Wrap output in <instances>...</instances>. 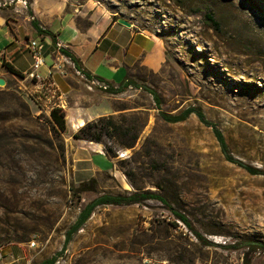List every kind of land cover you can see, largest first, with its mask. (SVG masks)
<instances>
[{
  "label": "rangeland",
  "instance_id": "obj_1",
  "mask_svg": "<svg viewBox=\"0 0 264 264\" xmlns=\"http://www.w3.org/2000/svg\"><path fill=\"white\" fill-rule=\"evenodd\" d=\"M31 2L0 0V12L14 22ZM59 2L62 14L81 27L93 17L123 18L159 42L164 63L156 71L137 67L135 81L156 91L161 104L157 108L142 89L107 94L69 60L62 65L71 88L61 99V91L45 88L0 91V247L21 246L24 264H38L61 251L87 203L102 194L149 191L185 215L208 245L161 202L146 200L96 208L56 264H244L245 258L264 264V249L231 248L264 243V175L227 162L196 116L176 124L160 116L202 108L231 155L264 170V0ZM203 5L214 10L217 28L200 13ZM100 104L109 108L103 117L110 116L115 129L108 126L99 145L115 157L107 170L76 183L73 135L79 129L69 130L70 106ZM55 107L66 114L65 132L50 122Z\"/></svg>",
  "mask_w": 264,
  "mask_h": 264
},
{
  "label": "crops",
  "instance_id": "obj_2",
  "mask_svg": "<svg viewBox=\"0 0 264 264\" xmlns=\"http://www.w3.org/2000/svg\"><path fill=\"white\" fill-rule=\"evenodd\" d=\"M63 8L59 0H32L29 5L32 15L28 10H21L14 22L0 12V79L6 83L0 87V91L17 88L30 93L39 89L44 91L45 88L51 93L61 91L58 96L61 99L71 88L68 76H61L59 71L53 69L69 59L55 48L49 36L34 29L31 24L33 19L38 21L41 29L54 34L55 41L70 51L90 76L104 79L114 87L126 78L135 80L137 67L156 71L164 63V48L133 24L127 28L117 23L118 18L95 20L93 17L89 26L81 27L66 13L62 14ZM31 41L42 46L44 64L37 72L38 80L28 75L33 64ZM6 65L11 66L18 75L9 72ZM70 111L69 130L74 133L79 129L80 122L87 123L110 114L109 108L101 104L85 108L74 105L70 106ZM74 151L76 183H81L86 177H95V173L111 166L109 157L99 144L74 140ZM25 252L26 249L18 245L4 247V260L0 264H24Z\"/></svg>",
  "mask_w": 264,
  "mask_h": 264
},
{
  "label": "trees",
  "instance_id": "obj_3",
  "mask_svg": "<svg viewBox=\"0 0 264 264\" xmlns=\"http://www.w3.org/2000/svg\"><path fill=\"white\" fill-rule=\"evenodd\" d=\"M28 12L30 13V15H32L30 9H28ZM200 13L203 15L205 21L211 24L214 28H217L219 26L214 19V10L212 9V7L208 5H203L202 7H200ZM31 24L38 33L49 36L52 42L56 43L55 41L56 36L52 34L50 31L41 29L38 21L33 19L31 21ZM60 53L66 58H68L70 62L73 63L74 67L78 71L82 72L89 81L96 80L99 82L106 83L108 85V88L104 91L107 94L120 95V94L125 93L130 88L142 89L148 92L152 96L157 108L160 107L161 101H160V98L157 92L149 88L148 86L140 85L136 83L135 80L126 78L117 87H114L111 84H109L107 81H105L104 79H101L96 76L95 77L90 76L89 73H87L82 68L79 60L76 59V57L70 51L66 49H61ZM6 68L12 74L18 75V73L11 66L6 65ZM191 115L196 116L197 120L202 125L212 130V133L215 139L217 140L219 147L221 149V152L227 162L242 168L250 175H253V176L264 175V170H260L250 165H247L244 162L234 158L231 155L222 132L219 130L216 124L212 123L206 118L202 108L189 107L177 115H172V114H168L163 111H160L161 118L165 122L171 123V124L184 122ZM49 117H50L49 118L50 122L54 124L60 132L66 131L67 129L66 128V114L63 111V109L59 107L52 108L49 113ZM108 126H110L112 129H115L112 118L110 116L109 117H99L96 120L85 123V125L82 128H80L77 133L73 135V138L76 140L103 144V136L107 134L106 132L108 130ZM123 146L131 147V143H125L123 144ZM104 148H105L104 153L108 157L110 158L115 157L112 151L108 149L105 145H104ZM91 182H95V181L91 180ZM79 190H85L84 183L79 187ZM73 192L76 193V190H74ZM146 200H158L159 202H161L164 206H166L171 211L175 219L179 223H181L202 245H208V242L203 238V236L199 232L195 230V228L193 227L189 219H187L185 215L181 214L177 210L171 208L168 205L167 200L158 194H155L149 191L126 193L123 195L102 194L98 196L97 198H95L94 200H92L91 202L84 205V207L80 210V213L75 223L65 233V238H64L61 251L57 252L52 257L43 260L40 264H56L58 258L66 251L67 246L73 239V236L85 225V223L89 220V218L91 217L92 213L94 212L96 208L105 207V206H130L134 204L141 205ZM172 226L177 228L178 223L173 222ZM231 248H243V249L247 248L248 250L254 251V249L256 248L264 249V243L256 242V241H247V242L240 243L238 247L237 245L236 246L234 245ZM244 264H251V261L248 258H245Z\"/></svg>",
  "mask_w": 264,
  "mask_h": 264
},
{
  "label": "built area",
  "instance_id": "obj_4",
  "mask_svg": "<svg viewBox=\"0 0 264 264\" xmlns=\"http://www.w3.org/2000/svg\"><path fill=\"white\" fill-rule=\"evenodd\" d=\"M55 48L60 52L61 49H64V46L60 42L54 43ZM30 50L32 54V59H33V64H32V70L28 74L31 79H39V75L37 74L38 70L43 66L44 61H43V53H42V46L38 44L36 41H31L30 42ZM73 64V63H72ZM54 70L59 71V75L65 76V70L63 68L62 63L53 67ZM75 70H77L74 67ZM78 75H81L82 77L86 78L84 74L80 71L77 70L76 72ZM87 79V78H86ZM88 80V79H87ZM92 84H95L98 86L100 89L106 90L108 88V85L103 82H99L96 80L90 81ZM34 243H31V247H33ZM2 260V248L0 247V262Z\"/></svg>",
  "mask_w": 264,
  "mask_h": 264
},
{
  "label": "water",
  "instance_id": "obj_5",
  "mask_svg": "<svg viewBox=\"0 0 264 264\" xmlns=\"http://www.w3.org/2000/svg\"><path fill=\"white\" fill-rule=\"evenodd\" d=\"M117 23L127 28H130L132 26L130 22H128L127 20L123 18L117 19ZM5 85H6L5 81L3 79H0V87H4Z\"/></svg>",
  "mask_w": 264,
  "mask_h": 264
},
{
  "label": "bare ground",
  "instance_id": "obj_6",
  "mask_svg": "<svg viewBox=\"0 0 264 264\" xmlns=\"http://www.w3.org/2000/svg\"><path fill=\"white\" fill-rule=\"evenodd\" d=\"M85 125V122H80V124L78 125V128H82Z\"/></svg>",
  "mask_w": 264,
  "mask_h": 264
}]
</instances>
